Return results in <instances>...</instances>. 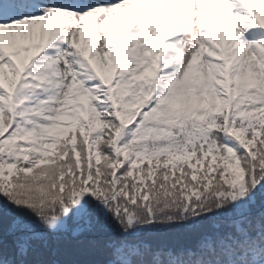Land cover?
Instances as JSON below:
<instances>
[{
  "label": "snow or ice",
  "instance_id": "obj_1",
  "mask_svg": "<svg viewBox=\"0 0 264 264\" xmlns=\"http://www.w3.org/2000/svg\"><path fill=\"white\" fill-rule=\"evenodd\" d=\"M0 264H264V0H0Z\"/></svg>",
  "mask_w": 264,
  "mask_h": 264
}]
</instances>
